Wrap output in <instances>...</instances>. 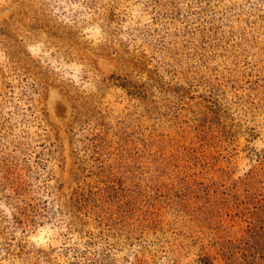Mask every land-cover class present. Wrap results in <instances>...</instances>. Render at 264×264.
Segmentation results:
<instances>
[{
	"label": "rangeland",
	"instance_id": "374dc122",
	"mask_svg": "<svg viewBox=\"0 0 264 264\" xmlns=\"http://www.w3.org/2000/svg\"><path fill=\"white\" fill-rule=\"evenodd\" d=\"M0 264H264V0H0Z\"/></svg>",
	"mask_w": 264,
	"mask_h": 264
}]
</instances>
